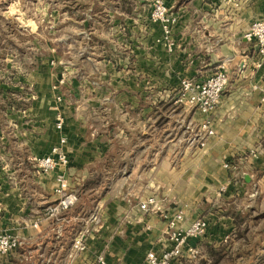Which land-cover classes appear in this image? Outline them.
Instances as JSON below:
<instances>
[{
	"label": "crops",
	"instance_id": "0c3cea01",
	"mask_svg": "<svg viewBox=\"0 0 264 264\" xmlns=\"http://www.w3.org/2000/svg\"><path fill=\"white\" fill-rule=\"evenodd\" d=\"M145 1L118 0L117 18L124 24L144 22L150 5L143 8ZM167 5L177 17L167 48L155 42L160 31L143 23L137 35L130 32L134 28L128 31L131 60L102 55L111 45L101 40L92 45L101 48L98 60L83 52L69 62L58 90L52 83L59 70L54 74L47 66L51 84L45 85L39 56L18 66L9 83L5 74L0 78L5 100L13 88L26 102L0 107V229L22 242L13 253L0 255V264H99V256L106 264L138 263L147 251L170 247L166 222L139 209L151 195L168 213L183 212L181 227L198 217L207 220L205 234L188 240L200 251L194 264L207 260L208 247L235 236L245 239L250 221L260 226L264 58L243 33L254 19L264 21V0H167ZM91 21L84 30L95 38ZM221 64L229 80L210 115L214 134L201 147L197 134L204 115L178 102V88L184 78L205 80ZM60 138L66 140L61 149L67 165L40 174L37 159ZM225 159L230 168L223 166ZM60 171L77 201L49 215ZM221 185H226L223 192ZM78 237L83 251L74 248ZM188 263L181 256L170 264Z\"/></svg>",
	"mask_w": 264,
	"mask_h": 264
},
{
	"label": "rangeland",
	"instance_id": "374dc122",
	"mask_svg": "<svg viewBox=\"0 0 264 264\" xmlns=\"http://www.w3.org/2000/svg\"><path fill=\"white\" fill-rule=\"evenodd\" d=\"M117 1L0 0V78L5 74L7 83H9V78L18 66L25 63L31 64L35 61V56H39L43 57L45 85L47 82L51 84L47 66L54 74L56 69L59 70L60 80L58 77V80L53 79L52 83L53 90H58L59 85L63 83V77L66 76L65 66L69 62L79 58L83 52L84 55H89L92 59L98 60V57L101 56V48L93 49L92 45L103 44L101 40L104 42L106 40L107 44L111 45L110 49L105 46L102 55L107 54L109 57H115L121 61L131 60L128 51L132 47L129 44L128 31L134 28L130 32L137 35V30L139 32L144 31L143 23L145 26L149 24L151 27H155L156 31H160L155 39L156 44L168 47L170 44L169 35L164 32L163 24L155 18L153 13L155 0H148L141 4L145 8L150 1L144 22L141 20L137 22L128 21L125 24L116 16ZM163 1L168 6L167 0ZM92 13L94 14L93 18H91ZM88 21L92 22L89 31L94 28L92 32L95 38L87 36L85 25H88ZM135 24H139V26L137 27ZM135 37L132 36V39L134 40ZM117 45L121 52L115 53L111 49ZM3 88L6 89L7 87L4 85ZM180 92L179 86L178 93ZM7 94L11 95V99L5 100L1 96L0 107L7 105L10 100H14L18 105L20 103L26 105V102H23L13 88L7 89ZM93 215L96 216V220H99V214ZM261 216L263 217V214ZM257 221H260V226L258 223L254 224L250 221L251 225L245 239L238 240V236H235L230 242L216 247L221 248L220 253L209 256L210 253L207 251V260L201 259V262L211 264L213 260L218 259L216 264H264V230H261L264 225V218H258ZM25 262L27 261H17L16 264H28ZM192 262L188 264H194Z\"/></svg>",
	"mask_w": 264,
	"mask_h": 264
},
{
	"label": "built area",
	"instance_id": "2783aa9c",
	"mask_svg": "<svg viewBox=\"0 0 264 264\" xmlns=\"http://www.w3.org/2000/svg\"><path fill=\"white\" fill-rule=\"evenodd\" d=\"M231 1V0H227ZM153 13L156 19L163 24V30L170 35L172 26L177 22L175 14L169 11L163 0H155ZM243 37L253 42L256 54L260 59L264 58V21L254 19L250 22L248 28L243 33ZM228 74L223 64L205 80L196 82L184 78L180 81L181 92L179 93L178 102L187 103L190 107L195 108L204 115V119L199 126L197 141L202 147L208 136L214 134L211 127L210 115L216 109L221 95L228 84ZM56 100L61 101L57 96ZM63 126V117L58 114L56 117L55 128L60 130ZM65 138H60L59 144L51 147L50 152L37 159L38 170L40 174H47L58 167L65 168L68 163L66 153L61 149L65 143ZM225 168H230L229 162L225 159L223 162ZM226 190V185H221L219 192ZM53 194L56 197L55 203L48 208L49 215H55L62 211L69 210L77 201V194L70 189L68 180L64 171L55 175V185ZM139 209L144 212L158 214L165 222L168 228V239L170 247L157 253L153 250L146 252L143 260L135 264H170L181 256L192 262L199 257L200 251L196 246L188 243L189 239H198L203 236L207 230L208 222L204 217L195 218L186 227H181L178 222L183 220V212L178 210L174 214L168 213L163 205L153 195L148 196L139 203ZM96 216H92L93 221ZM37 222L33 225L36 226ZM22 242L20 238L8 231L0 229V255H9L16 251ZM74 248L77 251H83L84 246L80 237L74 242ZM99 264H106L103 256L97 259Z\"/></svg>",
	"mask_w": 264,
	"mask_h": 264
},
{
	"label": "trees",
	"instance_id": "16d2710c",
	"mask_svg": "<svg viewBox=\"0 0 264 264\" xmlns=\"http://www.w3.org/2000/svg\"><path fill=\"white\" fill-rule=\"evenodd\" d=\"M7 105H8V106H12V105H14V106H15V105H16V106H19L18 103L15 102L14 100H10V101L8 102ZM207 251L210 253L209 255H212V254H213V255H216V254H218V253L221 252V248L208 247V248H207ZM217 261H218V259H215V260L212 261L211 264H216ZM201 264H203V263H201Z\"/></svg>",
	"mask_w": 264,
	"mask_h": 264
}]
</instances>
